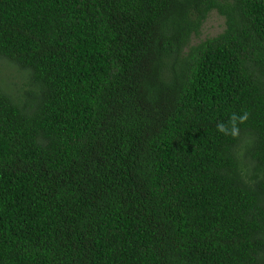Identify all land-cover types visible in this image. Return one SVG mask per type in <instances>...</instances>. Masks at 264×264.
Wrapping results in <instances>:
<instances>
[{"label": "trees", "instance_id": "obj_1", "mask_svg": "<svg viewBox=\"0 0 264 264\" xmlns=\"http://www.w3.org/2000/svg\"><path fill=\"white\" fill-rule=\"evenodd\" d=\"M0 264H264V0H0Z\"/></svg>", "mask_w": 264, "mask_h": 264}, {"label": "rangeland", "instance_id": "obj_2", "mask_svg": "<svg viewBox=\"0 0 264 264\" xmlns=\"http://www.w3.org/2000/svg\"><path fill=\"white\" fill-rule=\"evenodd\" d=\"M223 28V17L217 12H211L203 24L202 37L215 35Z\"/></svg>", "mask_w": 264, "mask_h": 264}]
</instances>
